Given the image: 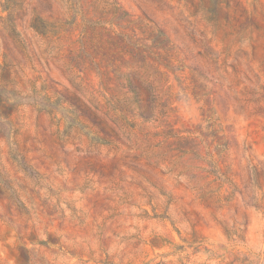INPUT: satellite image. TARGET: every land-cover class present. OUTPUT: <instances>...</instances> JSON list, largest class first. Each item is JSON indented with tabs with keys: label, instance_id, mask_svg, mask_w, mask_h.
I'll return each mask as SVG.
<instances>
[{
	"label": "rangeland",
	"instance_id": "374dc122",
	"mask_svg": "<svg viewBox=\"0 0 264 264\" xmlns=\"http://www.w3.org/2000/svg\"><path fill=\"white\" fill-rule=\"evenodd\" d=\"M0 264H264V0H0Z\"/></svg>",
	"mask_w": 264,
	"mask_h": 264
}]
</instances>
